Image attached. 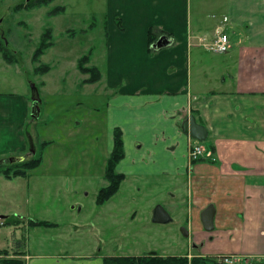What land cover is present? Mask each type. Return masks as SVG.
I'll list each match as a JSON object with an SVG mask.
<instances>
[{"label":"crops","instance_id":"obj_1","mask_svg":"<svg viewBox=\"0 0 264 264\" xmlns=\"http://www.w3.org/2000/svg\"><path fill=\"white\" fill-rule=\"evenodd\" d=\"M108 5L103 56L107 55V69L101 80L105 77L114 96L113 108L105 115L109 144L96 151L83 143L94 153L92 159L80 160L78 166L57 163L60 169L76 168L60 172L66 178L59 182L67 186L73 174L83 173L77 176L89 177L87 185L103 186L114 132L128 130L126 156L119 161L118 171L128 167L133 181L154 174L158 180L169 179L173 192L165 202L157 196L154 200L161 201L173 221L188 232L186 249L177 254L182 248L177 240L173 242L180 247L177 251L160 256L191 259L199 252L214 259L221 254L218 257L239 260L249 255L246 250H262L257 254L264 258V0H112ZM219 33L229 36L226 52L211 49ZM162 37L166 45L158 47ZM32 106L27 90L0 97V158L24 154L29 137L36 139L37 130L25 129L26 122L30 125L41 115L40 111L39 117H33ZM189 117L206 127L204 140L183 130ZM83 120L81 115L77 127ZM47 141L51 143L45 153L55 144ZM196 145L204 147V154L189 159ZM64 153H59L63 159L71 155ZM44 164L27 170L22 178L31 177ZM114 196L103 204L97 202L98 194L90 204L66 197L57 215L31 221L51 224L30 226L49 231L63 227L67 243L54 248L58 252L30 253L23 237L14 240L16 248L10 256L21 264H106L108 257L139 256L133 249L145 232L130 234L129 226L135 220L147 224L153 219L156 203L139 218L114 209L110 204L116 201ZM136 197L128 194L129 200ZM210 206L214 220L212 228L206 229L202 214ZM131 235L134 239L128 246ZM207 243L210 255L203 251Z\"/></svg>","mask_w":264,"mask_h":264},{"label":"rangeland","instance_id":"obj_2","mask_svg":"<svg viewBox=\"0 0 264 264\" xmlns=\"http://www.w3.org/2000/svg\"><path fill=\"white\" fill-rule=\"evenodd\" d=\"M25 1L28 0H0V39L5 40L13 58L16 59L11 65L0 61V97L23 90H27L31 97L33 84L40 91V118L32 124L30 121V125L28 122L25 124L26 131L29 129L32 133L35 130L38 132L34 134L36 152H30L28 146L24 154L28 157L26 160L39 157L41 162L45 161V164L32 171L33 175L26 179L22 176L26 175L27 170L34 168L27 169L22 163H11L8 160L0 165V223L6 224L5 226L0 224L2 229L0 235H4L3 245L0 242L1 258H12L10 255L16 248L14 240L20 241L23 237L30 253L58 252L54 248L61 243H67V239L61 233L64 228L54 231L44 228L33 229L30 224L35 223L31 221L52 218L51 214L54 213L57 215L59 203L66 197H73L90 204L101 188L109 184L106 181L103 186L87 185V180L90 181L89 177H79L77 175L83 173H75L73 175L76 176L70 177L72 182L66 186L59 182L66 178L60 172L66 173L76 168L60 169L56 164L66 161L71 163V166H78L77 162L91 160L94 153L91 149L85 148L83 143L94 147L96 151L109 144L110 131L106 129L110 128L105 115L113 108H110V103L114 96L106 87L105 77L97 82L84 81L90 78V74H83L78 70L77 62L82 55L94 53L87 65L99 67L101 75L106 74L107 55L103 58L107 54L105 23L109 11L108 2L112 0H55L47 6L32 9L23 8ZM19 4L22 5L20 9L16 8ZM58 6H65L66 10L51 16L50 12ZM119 14L121 16L122 12L120 11ZM47 27L52 28L54 46L47 48L43 56L34 59L40 36ZM3 59L0 54V60ZM45 65L49 66L47 71L52 70L48 73L46 71L38 73L37 69ZM121 113L122 109H120ZM81 115L84 116V120L82 125L77 127L76 122H79ZM121 132L125 157L128 130L122 129ZM47 140H54L55 144L45 153V149L50 145L46 144ZM63 151L64 154L71 152L69 158H61L59 153ZM203 154L204 151L197 157L200 158ZM11 156L13 155H8ZM45 171L50 175H41ZM122 171L125 179L121 181L118 192L112 198L116 201L110 204L116 210L129 211V216L132 214H137L139 218L145 216L150 206L156 203L155 196L165 202L173 192L174 188L169 186L171 182L168 183L170 180L162 178L158 180L157 174L133 181V178L128 177V167ZM116 172L120 173L118 167ZM155 181L163 182L156 184ZM36 182L39 184L36 185ZM128 194L136 195L137 200H129ZM162 202H157L156 206L162 205ZM61 219L59 217L57 221ZM182 228L185 226L174 222L173 217L168 223H155L152 218L147 224L135 220L132 226H129V233L145 232V234L141 236L137 248L133 249L134 253L139 256L150 253L159 256L163 253L171 254L180 248L173 244L177 240L181 241L182 248L177 254L180 253L186 249L184 244L187 240ZM133 239L132 235L128 238V246ZM212 245L219 248L215 242ZM196 247L195 250L199 251L198 246ZM205 249L208 251L207 255H210L211 249L208 243L205 244L203 251ZM261 251L246 250L245 253L249 255L239 257V260L235 263L233 261L232 264H264V258L257 254ZM219 255L221 254H218L215 260L225 264L224 260L218 257ZM195 256L202 255L197 252Z\"/></svg>","mask_w":264,"mask_h":264},{"label":"trees","instance_id":"obj_3","mask_svg":"<svg viewBox=\"0 0 264 264\" xmlns=\"http://www.w3.org/2000/svg\"><path fill=\"white\" fill-rule=\"evenodd\" d=\"M55 0H28L23 4V8H41L43 6H47ZM22 7V5H18L16 8ZM65 10V6H58L54 8L50 15L59 14L61 11ZM52 28H45L44 32L40 36L39 45L36 48L34 53V59H38V57L45 53L47 48L53 45L52 38ZM44 52V53H43ZM0 53L2 57L7 63H15L16 59L13 58L11 50L7 46L6 42L3 39H0ZM43 53V54H42ZM91 58L90 54H85L81 56L78 60V69L84 74H90V78L84 79L86 82H97L101 79L102 75L100 70L95 66H88ZM43 66V65H40ZM44 68V69H43ZM38 68V73L45 72L49 69V66L45 65V67ZM47 68V69H45ZM114 135V146L109 155L106 165V174L105 179L109 182L108 185L101 188L98 193L97 202L99 204H103L107 199L111 196L115 195L120 187V183L125 179V175L122 173L116 172V167L119 161L124 157V142L122 138V132L119 128L115 130ZM51 142L47 141L46 144H50ZM21 164V163H18ZM27 169L35 168L41 164V158H33L25 163ZM36 225H49L51 223L46 221H39L35 223ZM1 252V251H0ZM4 252V251H3ZM106 264H223V262H218L214 258L209 256H193L191 259H188L187 256H167L162 257L158 255H145V256H115L105 258ZM0 264H21V260L18 258H0Z\"/></svg>","mask_w":264,"mask_h":264},{"label":"water","instance_id":"obj_4","mask_svg":"<svg viewBox=\"0 0 264 264\" xmlns=\"http://www.w3.org/2000/svg\"><path fill=\"white\" fill-rule=\"evenodd\" d=\"M166 39V38H165ZM166 41L168 43H170V40ZM158 47H161L162 45H166V42L163 43V37L160 39V41H158V43L156 44ZM32 100H33V106H32V112L31 115L33 117H39V111H40V107H39V103L41 101L40 99V94L38 89L36 88V86L33 84L32 87ZM183 130L186 133H190L193 137L197 138L198 140H204L205 137L207 136V129L205 126L198 124L195 117H189L187 119L184 120L183 122ZM29 144H30V150L35 153V146L33 143L32 138H29ZM24 160V157L22 156H11L8 158V161L11 163H15V162H20ZM5 161L4 159H0V165L3 164ZM213 207L210 206L208 207L202 214L203 217V221L205 224L206 229H210L212 228V224H213V220H214V210L212 209ZM172 219V217L170 216L169 212L166 210V208L163 205H157L155 210H154V215H153V222L155 223H168L170 222ZM182 232L185 234V236L188 235L187 229L186 228H182Z\"/></svg>","mask_w":264,"mask_h":264},{"label":"built area","instance_id":"obj_5","mask_svg":"<svg viewBox=\"0 0 264 264\" xmlns=\"http://www.w3.org/2000/svg\"><path fill=\"white\" fill-rule=\"evenodd\" d=\"M228 18L226 17L225 20ZM230 48V40L229 36L225 33H219L217 40L211 44V49L218 51V52H226ZM202 148V150H201ZM203 153V147L201 145L194 146L188 153L189 159H196L197 156ZM224 260L225 264H232L233 261L235 263L236 257L235 256H223L221 257Z\"/></svg>","mask_w":264,"mask_h":264},{"label":"flooded vegetation","instance_id":"obj_6","mask_svg":"<svg viewBox=\"0 0 264 264\" xmlns=\"http://www.w3.org/2000/svg\"><path fill=\"white\" fill-rule=\"evenodd\" d=\"M36 118V117H35ZM31 138H32V140H33V143H34V146H35V141L36 140H34L35 138H33L32 136H30ZM29 137V138H30ZM29 146H30V144H29ZM31 147V146H30ZM30 152H32L31 150H30ZM18 156H22V157H24V160H22V161H20V162H18V163H25L26 161H28V160H26L28 157L27 156H25V154H23V155H18ZM9 158V157H8ZM8 158H6V159H4V161H7L8 160ZM5 163V162H4ZM1 165H3V164H1Z\"/></svg>","mask_w":264,"mask_h":264}]
</instances>
